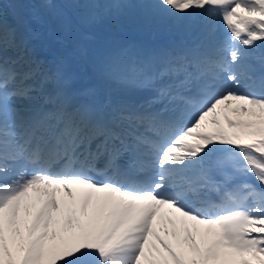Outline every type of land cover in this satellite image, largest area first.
Returning a JSON list of instances; mask_svg holds the SVG:
<instances>
[{"label":"snow or ice","instance_id":"snow-or-ice-1","mask_svg":"<svg viewBox=\"0 0 264 264\" xmlns=\"http://www.w3.org/2000/svg\"><path fill=\"white\" fill-rule=\"evenodd\" d=\"M0 264H264V0H0Z\"/></svg>","mask_w":264,"mask_h":264},{"label":"bare ground","instance_id":"bare-ground-1","mask_svg":"<svg viewBox=\"0 0 264 264\" xmlns=\"http://www.w3.org/2000/svg\"><path fill=\"white\" fill-rule=\"evenodd\" d=\"M230 115H233V117L235 118V116H236L237 114H231V113H230ZM56 194H59V193H56ZM60 198H61V197H60Z\"/></svg>","mask_w":264,"mask_h":264},{"label":"rangeland","instance_id":"rangeland-1","mask_svg":"<svg viewBox=\"0 0 264 264\" xmlns=\"http://www.w3.org/2000/svg\"><path fill=\"white\" fill-rule=\"evenodd\" d=\"M4 5H6L7 7L9 6L8 3H5Z\"/></svg>","mask_w":264,"mask_h":264}]
</instances>
